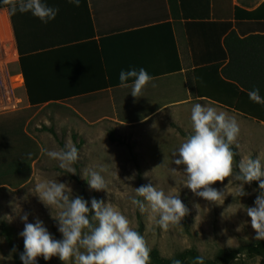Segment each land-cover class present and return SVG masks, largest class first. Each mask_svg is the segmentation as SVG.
Listing matches in <instances>:
<instances>
[{
  "label": "crops",
  "instance_id": "obj_1",
  "mask_svg": "<svg viewBox=\"0 0 264 264\" xmlns=\"http://www.w3.org/2000/svg\"><path fill=\"white\" fill-rule=\"evenodd\" d=\"M45 2L59 9L54 20L17 12L15 30L8 6L0 9L22 57L13 72L22 79L26 103L24 76L30 91L58 95L47 103L58 102L86 124L132 126L193 100L186 74L225 63L227 25L244 36L256 26L241 13L237 19L235 9L253 12L264 0H79L78 7L69 0ZM141 68L153 80L136 98L131 87L119 86V74Z\"/></svg>",
  "mask_w": 264,
  "mask_h": 264
},
{
  "label": "rangeland",
  "instance_id": "obj_2",
  "mask_svg": "<svg viewBox=\"0 0 264 264\" xmlns=\"http://www.w3.org/2000/svg\"><path fill=\"white\" fill-rule=\"evenodd\" d=\"M196 103L215 107L218 112H226L236 119L240 132L232 149L236 153L237 164L242 158H259L264 164V125L204 100L193 99L188 103L167 106L153 118L132 126L108 122L89 125L58 102L40 105L25 127L27 134L36 141L40 149L38 159L31 165L30 180L15 190L0 188V264H16L11 248L2 234L3 226L12 234L18 257L23 253L24 241L20 233L25 227L22 220L25 214L28 216V223H35L38 218L54 239H63L58 231V221L53 219L58 210L45 207L34 191L36 183L41 179L68 184L73 197L80 196L88 201L90 209L93 198L105 203L111 202L129 218L135 230L140 223L143 225L148 246L157 249L165 258L194 247L200 255L212 259L221 249H234L257 242L246 208L254 206L259 191L258 182L245 184L244 191L249 195L242 197L238 195V182L233 181L229 185L227 179L223 183L217 182L212 187L225 191V197L210 203L184 187L186 177L183 166L173 164L176 158L172 155L173 152L187 138L179 130L187 136L193 132L190 115ZM26 107L27 103L21 109ZM49 129L54 131L55 136ZM110 134L114 141L110 139ZM68 142L75 147L81 143L78 149L79 159L72 165L76 174L61 169L59 161L50 159L43 152L44 149H63ZM101 166L107 169L101 173L107 183V191L92 190L85 180L88 177L83 175L85 170L99 171ZM171 168H176L178 172L173 173ZM148 184L163 190L165 194L179 195L189 210L180 225H170L164 230L157 223L158 216L150 219L148 212L141 213L131 203L133 198L143 200L142 197L135 196L134 189ZM245 263L260 264V259H246ZM36 264L63 262L59 257H53L49 261L38 257ZM67 264L73 262L69 261Z\"/></svg>",
  "mask_w": 264,
  "mask_h": 264
},
{
  "label": "clouds",
  "instance_id": "obj_3",
  "mask_svg": "<svg viewBox=\"0 0 264 264\" xmlns=\"http://www.w3.org/2000/svg\"><path fill=\"white\" fill-rule=\"evenodd\" d=\"M69 2L79 6V0ZM2 3L8 6L12 15L30 12L45 23L54 20L59 11L50 7L45 0H2ZM152 80L153 77L143 68L139 71L122 70L119 74V86L131 87V95L136 98ZM248 96L258 104L264 103L258 89L249 91ZM190 119L192 134L172 154L176 157L173 164L183 166L186 177L184 187L204 200L215 203L225 197V191L212 187L217 182L223 183L226 179L228 185L233 181L238 182L240 197L249 195L244 191L245 184L258 182L259 191L254 206L247 207L246 214L256 233L254 239L264 240V164L259 158H242L236 163L232 145L237 141L240 128L236 119L226 112L196 103L191 109ZM43 152L50 159L59 161L61 169L76 174L72 165L78 161L79 154L71 142L66 143L63 149H44ZM105 171L107 169L104 166L99 171L85 170L83 175L88 177L85 180L92 190L107 191V183L101 175ZM171 171L178 172L176 168H171ZM34 191L45 207L58 210L53 219L58 221V231L63 239H54L38 218L35 223H28L25 214L22 216L25 227L20 233L24 241V251L20 254L22 264H36L38 257H43L45 261L59 257L63 264L69 261L73 264H150L151 249L146 239L111 202L93 198L90 209L88 201L80 196L73 197L68 184L56 180L41 179ZM134 191L135 196L143 200L133 198L131 203L141 213L148 212L150 219L158 216L157 223L164 230L170 225H180L188 215L189 210L179 195L165 194L151 184L142 185ZM172 264H181V261L174 259ZM193 264H204V257L197 256Z\"/></svg>",
  "mask_w": 264,
  "mask_h": 264
},
{
  "label": "trees",
  "instance_id": "obj_4",
  "mask_svg": "<svg viewBox=\"0 0 264 264\" xmlns=\"http://www.w3.org/2000/svg\"><path fill=\"white\" fill-rule=\"evenodd\" d=\"M170 3L172 4V0ZM6 7L0 0V9ZM235 11L237 19L238 13H241V19L252 18L256 21L252 33L247 36L240 35V28L239 33L235 30L229 31L230 25H227L228 33L224 39L227 61L189 71L186 74L187 88L195 100H206L226 111L264 125V103L258 104L248 96L249 91L258 89L261 98L264 99V2L253 12L247 13L239 8ZM10 15L14 27V17ZM21 58L20 56V65ZM24 80L28 107L0 116V188L12 190L29 182L31 165L40 155L38 144L25 130L26 124L40 105L49 102L47 101L49 98H58V95L33 93L28 87V79L25 76ZM63 103L72 105L73 102L63 101ZM49 132L55 136L52 129H49ZM179 133L188 137L181 130ZM110 139L115 140L112 134ZM80 144L76 146L77 150ZM136 230L144 236V227L141 223ZM2 234L11 248L16 264H22L16 251L13 252L15 247L10 230L3 226ZM197 256L202 255L194 247L178 252L171 258L162 257L157 249H151L150 264H172L174 259L180 260L181 264H193ZM254 258H259L260 264H264V240L234 249H221L212 259L204 257V264H246V259Z\"/></svg>",
  "mask_w": 264,
  "mask_h": 264
},
{
  "label": "built area",
  "instance_id": "obj_5",
  "mask_svg": "<svg viewBox=\"0 0 264 264\" xmlns=\"http://www.w3.org/2000/svg\"><path fill=\"white\" fill-rule=\"evenodd\" d=\"M18 59L10 20L0 11V116L17 112L26 104L22 79L13 72Z\"/></svg>",
  "mask_w": 264,
  "mask_h": 264
}]
</instances>
